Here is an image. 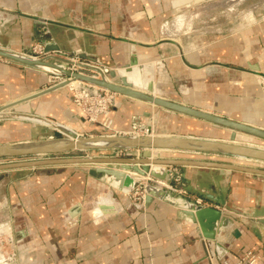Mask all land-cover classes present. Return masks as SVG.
<instances>
[{
    "label": "crops",
    "instance_id": "1",
    "mask_svg": "<svg viewBox=\"0 0 264 264\" xmlns=\"http://www.w3.org/2000/svg\"><path fill=\"white\" fill-rule=\"evenodd\" d=\"M160 1L173 9L182 7H173L174 0H0V8L11 12L2 15L0 47L22 53L37 43L46 22L49 39L66 54L85 62L100 60L113 68L128 65L133 57L142 63L162 60L166 65L162 85L170 78L178 82L163 91L174 102L264 129V100L252 79L253 74H264V21L204 51L187 54L164 38L163 24L170 17L168 9L157 5ZM49 76L0 60V108L45 90ZM18 108L85 137L112 135L88 126L65 89ZM152 110L117 96L111 114L113 134H127L133 117H148ZM204 129L202 123L172 114H161L159 120L160 132L183 137L199 138ZM56 135L39 125L0 121V146L56 140ZM181 171L187 187L219 181L226 191V208L204 200L231 220L218 237L221 250L214 243L210 251L198 225L161 201L139 210L131 194L115 192V202L86 166L26 172L7 186L5 212L18 216L16 236L26 249L27 264H238L248 252L264 260V231L259 224L264 220V177L198 168ZM98 198L116 213L98 212Z\"/></svg>",
    "mask_w": 264,
    "mask_h": 264
},
{
    "label": "water",
    "instance_id": "2",
    "mask_svg": "<svg viewBox=\"0 0 264 264\" xmlns=\"http://www.w3.org/2000/svg\"><path fill=\"white\" fill-rule=\"evenodd\" d=\"M11 12L0 8V25L2 15ZM37 35V43L43 53L51 56L36 59L31 46L22 53H15L0 47V58L15 64L45 72L47 75H60L90 87L106 91L120 97L132 99L154 108L148 117L135 116L131 120L128 133L132 132L134 121L143 127L154 130V137H131L114 135L113 124L107 129L106 120L113 122L112 110L107 116H101L97 124H91L88 117L74 103V93L69 94L74 106L79 110L88 126L101 127L112 135L85 137L71 128L52 119L32 113H24L18 107L40 99L53 92L69 89L70 82L50 87L45 90L10 103L0 108V121H18L49 128L64 138L39 142L18 143L0 146V213L7 209L6 188L14 180L19 179L27 171L48 167L86 166L94 179L103 183L113 192L130 193L138 189L145 191L144 206L135 205L139 210L148 209L155 200L161 201L178 210L198 225L202 237L209 242V250L215 243L218 250L223 244L218 238L225 231L231 220L220 210L227 207V193L219 181L197 188L187 187L185 168L214 170L217 172L243 173L264 177V129L254 125L241 123L216 114L196 110L170 101L162 96H155L161 90L158 70L161 64L142 63L137 57L124 67L113 68L93 60L96 64L109 67L107 79H97L91 73L71 74L62 64L71 62L62 59L66 52L49 37L51 31L46 22ZM1 46V44H0ZM73 55L74 54H69ZM255 70V69H254ZM138 76L137 80L132 78ZM161 114H172L202 123L205 126L199 138L177 133L159 131ZM255 147L262 148H253ZM74 152L99 153L97 157L72 156ZM132 175L138 176L136 180ZM153 179L167 184H174L177 179L186 183V192L197 198L209 201L219 208L203 207L188 198L175 195L169 190L151 184H141L139 179ZM98 212L102 215L115 214L113 206H106L98 201ZM6 221V220H5ZM1 222V221H0ZM2 224V223H0ZM228 224V225H227ZM264 231V220H259Z\"/></svg>",
    "mask_w": 264,
    "mask_h": 264
},
{
    "label": "rangeland",
    "instance_id": "3",
    "mask_svg": "<svg viewBox=\"0 0 264 264\" xmlns=\"http://www.w3.org/2000/svg\"><path fill=\"white\" fill-rule=\"evenodd\" d=\"M174 1L175 2H173L172 6L173 7L182 6L181 7L182 10L180 8L181 11L169 7V4L167 2L160 1L159 3H157L158 6H161L164 9H168L166 13L167 14L169 13L170 18H168L163 25L172 26L176 23L175 21L179 17L183 16L182 24L180 27H178L179 29L176 28L175 29L176 31L174 32V34H172V36H168L164 34V38L179 44L183 49V53H187V54L195 53L199 50L204 51L207 47H209L213 43L215 44L218 43L219 41L227 40L229 38H233L237 35H240L243 32L255 27L257 24H259V22L264 21V0H174ZM175 10L179 12L176 13ZM178 32L181 34L179 35ZM177 47L179 48V46ZM69 56L79 59L78 57L73 55H69ZM145 63H150V62H145ZM152 63L161 64V67L158 70L159 72H161L162 69L166 67L165 63L162 62V60L161 62L155 61ZM259 76L264 78V74L258 73V74H253L252 79L254 80V83L259 90V94L261 98L264 100V84H261L257 81V78ZM161 79L162 80L164 79L163 75H161L160 77V83H161L160 91H162L163 97L174 102V100L169 98V96L167 97L163 91H165L164 88L168 84L173 85L178 82L176 81L175 78H170V80L167 81V84L162 85ZM68 90L70 89H67V91ZM157 92L160 93L159 91ZM237 97L240 96L237 95ZM203 111L209 112L208 110H203ZM210 113L214 114L213 112ZM175 116H179V115H175ZM55 138L61 139L64 137L57 133ZM99 155H100L99 153H89V152L88 153L79 152L78 154L77 152H74L72 154V156H79V157H94ZM0 162H5V161H0ZM36 170L39 171V169ZM3 178L4 175L0 177V181ZM144 180L143 182L140 183L145 185L149 184L147 183L149 178ZM170 185L177 186L179 189H183V187L184 189L186 188V184L183 181H180L179 183L175 182L174 184H170ZM136 191L137 190L130 192L129 194L131 195L135 194ZM114 193L115 192H113V199L115 200V202L118 203ZM130 200H131V196H130ZM98 201L99 198L96 200V203ZM0 221H1L0 223H2L0 224V226L7 225L9 226V230L11 229L9 232L11 233L10 236H8L9 235L8 232L0 233L1 234L0 251L2 252V253L0 252L1 255L0 264H27V260L25 259L26 249L24 248L23 244L19 242L16 236V232L18 231V224L20 223V221L18 220V216L12 213L8 215L4 211L3 213H0ZM6 222H8V224H5ZM10 238L13 239V242H11Z\"/></svg>",
    "mask_w": 264,
    "mask_h": 264
},
{
    "label": "built area",
    "instance_id": "4",
    "mask_svg": "<svg viewBox=\"0 0 264 264\" xmlns=\"http://www.w3.org/2000/svg\"><path fill=\"white\" fill-rule=\"evenodd\" d=\"M33 54L35 55L36 59H44L48 58L51 55L43 53V48L39 45H36L33 49ZM62 59L71 62V64H62L65 69L71 73V74H84L85 72H89L92 74L93 77L97 79H107V76L110 72V69L104 66H101L99 64L93 63V62H84L80 61L77 58H73L69 56L68 54H65V56L61 57ZM0 60H2L0 58ZM70 82L68 85V88L74 93V103L75 105L81 109V111L88 117L89 122L91 124H97L98 119L101 116H107L112 110L113 101L116 98L115 94L102 91L99 89H96L94 87H90L86 84L75 82L71 83V79H68L66 77L60 76V75H50L48 77V84L50 87L61 85L66 82ZM257 81L261 84H264V78L259 76L257 78ZM77 84V85H76ZM96 103L100 110L96 112L95 115H92L89 111H87L85 108H83V104L85 103ZM113 122L110 120H106V124L104 125L107 129H109L112 126ZM116 136H131V137H154V130L149 129L147 127H143L141 123L134 121L132 125V132L127 134H115ZM180 180L177 179L176 183H179ZM147 183L159 186L163 189L169 190L175 195L182 196L184 198L191 199L193 195L186 192L184 189H179L177 186H172L170 184L160 182L157 180L149 179ZM131 201L134 205L144 206L145 203V191L143 189H138L135 194L130 195ZM198 205H201L203 207H207V203L204 202L201 198H198L195 201ZM5 224H8L6 222ZM11 239V238H10ZM11 242H13V239H11ZM213 255L208 254V257L211 258ZM238 264H264V260L259 257L257 254L253 252L246 253L239 261Z\"/></svg>",
    "mask_w": 264,
    "mask_h": 264
},
{
    "label": "bare ground",
    "instance_id": "5",
    "mask_svg": "<svg viewBox=\"0 0 264 264\" xmlns=\"http://www.w3.org/2000/svg\"><path fill=\"white\" fill-rule=\"evenodd\" d=\"M179 3V2H178ZM178 7V6H177ZM249 15V14H248ZM183 17V16H182ZM182 17H179L175 22V24L174 25H172V26H167V27H165V29H164V33L166 34V35H168V36H172V34H174V32L176 31L175 29L176 28H178V27H180L181 26V24H182V20H183V18ZM188 23V22H187ZM179 29V28H178ZM182 32V31H181ZM179 33V32H178ZM189 33V32H188ZM176 36V35H175ZM174 38V37H173ZM132 78H135V79H137V80H139L140 78L138 77V76H134V77H132ZM71 83H75V82H71ZM77 85V84H76ZM160 92V94L162 95V97H163V93H162V91H159ZM155 96H157V97H160V95L159 94H157V93H155ZM83 108H85L87 111H89L92 115H95L96 114V112L98 111V109L100 110L101 108H99L98 106H97V104L96 103H90V104H88L87 102L85 103V104H83ZM251 147H253V148H262V147H255V146H253V145H251ZM105 204V203H104ZM11 230V229H10ZM10 230H9V226H7V225H1L0 226V233H6V232H10ZM10 234L11 233H9V235L8 236H10ZM1 235V234H0ZM5 236V235H4ZM1 252V251H0ZM2 253V252H1ZM1 256V255H0ZM3 258V257H2Z\"/></svg>",
    "mask_w": 264,
    "mask_h": 264
},
{
    "label": "trees",
    "instance_id": "6",
    "mask_svg": "<svg viewBox=\"0 0 264 264\" xmlns=\"http://www.w3.org/2000/svg\"><path fill=\"white\" fill-rule=\"evenodd\" d=\"M79 152H77V154H78Z\"/></svg>",
    "mask_w": 264,
    "mask_h": 264
}]
</instances>
